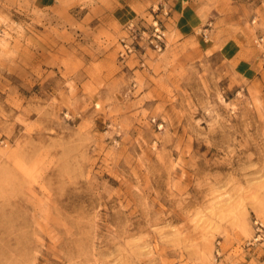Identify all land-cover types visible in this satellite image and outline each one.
<instances>
[{"label":"rangeland","instance_id":"374dc122","mask_svg":"<svg viewBox=\"0 0 264 264\" xmlns=\"http://www.w3.org/2000/svg\"><path fill=\"white\" fill-rule=\"evenodd\" d=\"M0 0V264H264V0Z\"/></svg>","mask_w":264,"mask_h":264},{"label":"crops","instance_id":"0c3cea01","mask_svg":"<svg viewBox=\"0 0 264 264\" xmlns=\"http://www.w3.org/2000/svg\"><path fill=\"white\" fill-rule=\"evenodd\" d=\"M179 25L183 28L182 32H193L204 23L197 8L191 5L190 0H176Z\"/></svg>","mask_w":264,"mask_h":264},{"label":"built area","instance_id":"2783aa9c","mask_svg":"<svg viewBox=\"0 0 264 264\" xmlns=\"http://www.w3.org/2000/svg\"><path fill=\"white\" fill-rule=\"evenodd\" d=\"M254 236L248 242L249 246L263 245L264 246V219L255 217L254 219Z\"/></svg>","mask_w":264,"mask_h":264},{"label":"bare ground","instance_id":"6f19581e","mask_svg":"<svg viewBox=\"0 0 264 264\" xmlns=\"http://www.w3.org/2000/svg\"><path fill=\"white\" fill-rule=\"evenodd\" d=\"M263 211H264V209H263Z\"/></svg>","mask_w":264,"mask_h":264}]
</instances>
